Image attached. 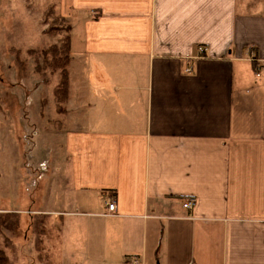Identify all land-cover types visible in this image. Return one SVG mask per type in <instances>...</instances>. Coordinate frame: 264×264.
<instances>
[{
    "label": "crops",
    "instance_id": "0c3cea01",
    "mask_svg": "<svg viewBox=\"0 0 264 264\" xmlns=\"http://www.w3.org/2000/svg\"><path fill=\"white\" fill-rule=\"evenodd\" d=\"M45 2L72 25L51 264L71 225L95 264H264V0Z\"/></svg>",
    "mask_w": 264,
    "mask_h": 264
},
{
    "label": "rangeland",
    "instance_id": "374dc122",
    "mask_svg": "<svg viewBox=\"0 0 264 264\" xmlns=\"http://www.w3.org/2000/svg\"><path fill=\"white\" fill-rule=\"evenodd\" d=\"M48 8L45 0H0V207L13 209L0 212V247L6 249L13 264H51L56 258L60 261L63 255L59 243L45 240L49 222L47 226L33 206V198L37 194L41 196L37 191L44 190V201L51 172L71 174L63 160L56 130L62 123L58 121L54 99L59 75L49 77L48 73L46 81L35 71L36 61L42 60L38 48L59 43L66 32V24L56 19L53 24L62 27L54 25L56 29L50 30L49 24L56 13L47 16ZM31 48L38 49L35 55L29 54ZM76 202L72 195L71 205ZM47 205L65 208L59 195L56 202ZM87 219L92 220L86 217L80 220ZM67 234L75 239L65 247L72 264H95L85 261L83 253L80 257V251L86 249L85 239L78 236L89 234L86 227L76 229L71 225ZM41 240L46 241V250ZM52 253L54 256L50 257Z\"/></svg>",
    "mask_w": 264,
    "mask_h": 264
},
{
    "label": "trees",
    "instance_id": "16d2710c",
    "mask_svg": "<svg viewBox=\"0 0 264 264\" xmlns=\"http://www.w3.org/2000/svg\"><path fill=\"white\" fill-rule=\"evenodd\" d=\"M54 10L55 8H53V6L49 7L46 11V15L48 16L49 13H56V10ZM55 19L60 20L66 24V32L62 35L59 43L50 44L45 48H38L39 50H41L38 53H40V55L42 56V60L39 59L36 61L35 71L39 73L46 81L49 79L50 76L54 74L59 75L58 83L54 87V99L56 105V112L60 119L58 121L62 122L67 114V103L70 97L72 25L67 19L59 16L56 13V15L53 14L52 21L49 24L50 30L52 31L56 29L54 28V25L57 27H62V25L58 26V24H53ZM38 49H29V54L35 55L34 53H36ZM21 65L23 66V68H25V62L22 61ZM48 73L49 77H47ZM7 243L9 244V242ZM4 244L5 246L7 245L6 241H4ZM0 264H13L11 262L10 256L8 255V252L3 247H0Z\"/></svg>",
    "mask_w": 264,
    "mask_h": 264
},
{
    "label": "built area",
    "instance_id": "2783aa9c",
    "mask_svg": "<svg viewBox=\"0 0 264 264\" xmlns=\"http://www.w3.org/2000/svg\"><path fill=\"white\" fill-rule=\"evenodd\" d=\"M250 59L253 60L256 64V56H255V52L253 50H251L250 52ZM192 68L191 67H188L187 68V71L188 72H191ZM264 72V68H259V70L257 71V75L260 76L261 73ZM195 198H188L185 200L184 202V207L185 208H188V209H191L193 208L194 204H195ZM107 206H108V212L107 214H114V212L116 211V202L114 199L112 200H109L107 202ZM132 264H138L137 260L136 259H133L132 260Z\"/></svg>",
    "mask_w": 264,
    "mask_h": 264
}]
</instances>
